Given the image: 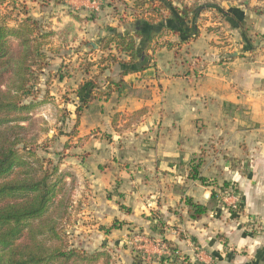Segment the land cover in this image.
I'll return each instance as SVG.
<instances>
[{
	"label": "crops",
	"instance_id": "crops-1",
	"mask_svg": "<svg viewBox=\"0 0 264 264\" xmlns=\"http://www.w3.org/2000/svg\"><path fill=\"white\" fill-rule=\"evenodd\" d=\"M90 3L81 0L83 6L58 28L73 23L74 45L87 36L82 30L90 23L95 38L75 51L87 53L96 44L89 53L95 62L110 27L120 33L137 29L138 62L146 67L124 75L121 92L108 100L98 94L107 82L94 87L86 73L78 84L76 98L86 101L80 137L110 133L114 117L118 127L125 125L123 135L133 136L120 159L106 160L108 145L100 137V143H86L87 157L75 162L78 179L87 184V225L80 227V237L88 247H113L116 264H145L146 253L153 260L147 264H157L162 242L182 254L184 264H264V13L253 11V4L204 6L195 24L198 36L168 29L153 36L132 18L119 25L103 8L106 2L101 12L107 15L81 12ZM121 71L114 65L102 78L119 80ZM193 166L205 182L190 177ZM231 186L241 198L237 212L222 198ZM186 198L208 206V212L192 218ZM116 220L120 228L103 229Z\"/></svg>",
	"mask_w": 264,
	"mask_h": 264
},
{
	"label": "trees",
	"instance_id": "trees-1",
	"mask_svg": "<svg viewBox=\"0 0 264 264\" xmlns=\"http://www.w3.org/2000/svg\"><path fill=\"white\" fill-rule=\"evenodd\" d=\"M159 1L142 0L133 2L131 6L122 2L124 11L127 7L132 9L130 17L122 15L115 2H106L103 8L118 18L119 25L133 18L136 25H143V30L151 29L157 33L153 36L168 29L194 38L199 35L195 24L204 6L217 5L211 2L213 0L204 4L193 2L180 11L171 6V2ZM9 2L14 4L9 6ZM241 4L248 7L247 2ZM0 5H5L10 11H0V264H111L112 257L107 251L89 253L73 245L70 247L66 225L71 219L69 209L71 202L73 208L76 177L72 175L70 185L67 173L59 171L56 165L53 168L44 165V160L34 151L36 140L32 133L35 119L32 111L44 102L35 100L41 92L39 76L50 63V52L57 55L62 48L76 41L75 26L68 22L57 31H47L41 20L31 16L25 3L19 5L13 0H0ZM18 5L22 7L21 12L14 18L11 9ZM252 10L264 13L263 8L253 7ZM165 11L170 16L166 17ZM165 19L173 26L167 27ZM54 35L59 41L55 48L50 40ZM141 35L137 29H126L120 33L117 28L110 27L109 33L99 43L102 52L99 59L84 64V74L91 77L87 82L98 88H101L99 81L108 83L106 90L98 92L104 99H110L113 92H121L125 85L124 75L146 67L138 62L136 41ZM165 45L172 49L174 42L168 41ZM94 52L90 47L87 53ZM114 65L121 66L120 79L102 78ZM82 104L75 110L73 134L77 133L86 101ZM190 177L202 182L206 180L199 175L198 166L192 167ZM213 197H216L215 193ZM185 203L192 218L203 216L209 209L191 198H186ZM120 227L116 220L103 229L110 232Z\"/></svg>",
	"mask_w": 264,
	"mask_h": 264
},
{
	"label": "rangeland",
	"instance_id": "rangeland-1",
	"mask_svg": "<svg viewBox=\"0 0 264 264\" xmlns=\"http://www.w3.org/2000/svg\"><path fill=\"white\" fill-rule=\"evenodd\" d=\"M13 1L19 2V5L21 3H25L31 16L41 20L46 25L45 27L47 31H57L58 28L61 27L64 23L63 20L67 19L66 15H69V13H71L73 10L77 11L76 6H80L79 2L81 0ZM138 1L141 2L142 0H103V2H115L116 8H118L120 13L122 15L124 14L125 16H129L132 12V9L130 7H127V10L124 11L125 6L122 2H127L128 6H131L133 2ZM165 1L171 2V6H176L180 11L184 10L185 5L192 4L193 2H200V4L208 2L207 0ZM157 2L161 1L157 0ZM211 2H215L214 4H217V6L219 5V8L221 6L226 8L227 6L235 4L238 5L243 2H247L248 6L253 4V6L255 7L264 9V0H213ZM56 3H60V5L56 6ZM13 4L14 2L8 3L9 6H12ZM19 5L14 9H11V12L14 13L12 14V17L14 18H17V14L19 15V13L21 12L20 8L22 7ZM5 7V5H0V11L2 13L10 12L6 10L7 8ZM80 9H82L81 12L86 15L102 13L101 7L97 12V10H95V8L93 7V4L91 3L88 5V7ZM103 13L106 14L107 12ZM112 13L114 12L112 11ZM168 16H170L169 13L167 14V17ZM11 24H13V22H11ZM89 25L90 23L85 24L82 30L87 31L88 33L87 36H82L86 40L81 39L82 37L79 36V41L77 43H75L74 45H72L71 43V45L62 48L61 52L57 55L54 53L52 55L51 52L49 53L51 57L50 63L44 69L43 73L39 76L41 83V92L35 99L37 102L39 100H44V102L38 104L32 111V117L35 119V127L32 134L35 135L36 140V146L34 147L35 154L39 158H42L44 160V165H47L49 168H53V166L55 165L58 166L59 171L65 172L70 176L67 178V181L70 185H72V175H75L76 177L77 182H75L73 192V208L71 202V207L69 209L71 212V219L70 222L66 225L70 247H72L73 245L75 247L82 248L89 253L97 251H107L112 257L111 264H116L113 256V254H115L116 252L113 247L108 248L106 245L102 244L96 246L95 248L88 247L86 246L88 244L83 241V237H80L84 233L85 229L83 228L82 231H79L80 227L87 225L85 222L83 223V220L85 219L83 218L84 214H82V210L84 207L83 201L86 197V193H84V191H86L87 184H85L84 182L81 183L78 179L79 173H77L76 171L75 162L84 160L87 157L88 154L84 149V145L88 142H91L93 144L94 141H98L100 143L101 137V139L104 141V144L108 145V155H106V160H111L112 157L120 159L121 150L123 149L122 147H125L127 144L129 146L133 143V136L130 134L123 135L125 125L123 124L121 127H118L119 118L115 117L112 120L113 129L110 133L96 131L91 133L90 135H82V137H80L78 134L79 131L77 130L75 131V133H77L73 134L75 128L74 124L76 121V114L74 115L73 111L76 110L80 105H83L82 103L84 102L82 99L78 100L76 98L77 95H80V88L78 87V84L80 83V79H82V75L84 74V64L94 61L91 56L92 54L89 55V53L77 52L75 50L79 48V43L85 45V43L92 37L93 39L95 38L94 34L90 35ZM50 40L51 46L53 48L58 46L59 41L56 35L52 36ZM86 50L88 51V49ZM89 56H91V58ZM94 58L97 59L98 57L94 56ZM31 99L32 97L28 100ZM122 122L123 121L121 120V123ZM234 191L238 193V190L236 188ZM136 233L138 232H135L134 235H139ZM132 246L133 245H126L125 247H123L128 249L129 252L137 251ZM141 259L149 263L145 258L141 257ZM175 260V257H168L166 260L163 259L160 262H158V260L157 264H174ZM178 264H184V262H179Z\"/></svg>",
	"mask_w": 264,
	"mask_h": 264
},
{
	"label": "built area",
	"instance_id": "built-area-1",
	"mask_svg": "<svg viewBox=\"0 0 264 264\" xmlns=\"http://www.w3.org/2000/svg\"><path fill=\"white\" fill-rule=\"evenodd\" d=\"M91 3L93 4V7L95 8V10H99L100 7L102 6V4L104 3L103 0H91ZM235 188L234 187H229L226 190H224V192H222V198H224V200L226 202H228V200H230V202L228 203V207L232 210V211H238L240 208V196L238 195V193H236V191H234ZM146 260L149 262L153 261L152 260V255L146 253ZM168 257L173 258L175 257V263L174 264H178L179 262H183L185 261V257L182 254H179L177 251H172L171 247L169 245H167L165 242H162V253L161 256L156 257V261L160 262L163 259H167ZM148 258V259H147Z\"/></svg>",
	"mask_w": 264,
	"mask_h": 264
},
{
	"label": "water",
	"instance_id": "water-1",
	"mask_svg": "<svg viewBox=\"0 0 264 264\" xmlns=\"http://www.w3.org/2000/svg\"><path fill=\"white\" fill-rule=\"evenodd\" d=\"M91 45L93 46V48H97V45L94 43H91Z\"/></svg>",
	"mask_w": 264,
	"mask_h": 264
}]
</instances>
